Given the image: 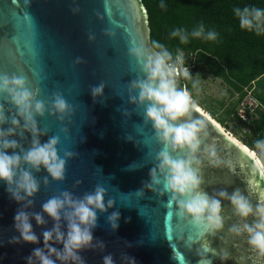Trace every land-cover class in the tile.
<instances>
[{
    "label": "water",
    "instance_id": "95a60500",
    "mask_svg": "<svg viewBox=\"0 0 264 264\" xmlns=\"http://www.w3.org/2000/svg\"><path fill=\"white\" fill-rule=\"evenodd\" d=\"M139 46L146 52L152 50L142 0H0V75L25 78L35 99L45 105L42 115L34 113L38 139L46 143L56 137L58 156L65 159L62 179L51 177L43 167L36 171L23 165L39 184L38 191L24 200L16 201L0 181V264H28L33 249L44 248L43 232L57 221L43 211V203L63 198L65 191L73 199H82L97 186L105 189V210H97L92 246L79 252L84 264H104L109 255L113 264H264V258L257 257L247 244L246 233L230 231L243 221L231 202L217 195L239 188L254 205L257 202L256 195L248 192L246 170L239 166L245 161L243 153L227 139V132L212 123V116L203 110L194 113L208 123L201 152L215 142L221 156L231 162L212 166L202 157L199 166L201 188L221 200L223 228L212 231L178 217L171 193L162 183H152L153 170L163 181L157 158L163 145L151 121L144 119L146 102L140 103L139 90L131 87L133 81L146 77L132 52ZM101 86V92L94 95L93 89ZM56 97L64 99L65 111L53 107ZM0 105L7 117L0 127H13V116L23 125L7 93H0ZM15 133L9 139L17 140L24 150L31 147V132L18 127ZM169 151L174 158L186 154ZM18 211L29 214L37 243L13 239L20 237L14 227ZM113 212L119 213L115 229L108 219ZM35 213L45 223L38 224ZM253 219L249 216L247 222ZM59 223L66 233L63 213ZM49 243L63 247L54 240ZM224 252L226 259L221 258ZM33 262L39 264L36 257ZM56 264L63 262L56 260Z\"/></svg>",
    "mask_w": 264,
    "mask_h": 264
},
{
    "label": "clouds",
    "instance_id": "9594fccd",
    "mask_svg": "<svg viewBox=\"0 0 264 264\" xmlns=\"http://www.w3.org/2000/svg\"><path fill=\"white\" fill-rule=\"evenodd\" d=\"M161 7H164L163 3ZM233 12L238 19L240 29L255 33L257 36L264 35V8L246 5L242 8L235 7ZM217 35L214 30L206 31L203 23L190 33L182 28L173 29L170 33L171 37L178 38L182 44L188 43L190 37L215 40ZM132 52L138 62L142 63L146 77L133 81L131 87L139 90V102H146L144 119L151 121L155 136L163 145L157 157L159 171L163 173V181L153 170L152 183H162L163 189L171 193V200L176 204L178 217L191 224L203 225L212 231L223 228L221 200L216 196H209L201 188L199 166L202 157L212 166L231 162L221 156L215 142L208 143L201 152L202 137L208 136V123L206 119L194 115L196 112H202V109L197 106L186 88L178 86L180 77L191 78L189 69L184 66L182 52L178 51L174 57L164 44L157 41L152 42L150 52H146L142 46L133 48ZM101 90L102 86L97 87L93 89V94H98ZM0 93L8 94L11 103L16 106L17 116L24 121L21 125L20 120L13 116L10 121L13 127H0V181L6 183L7 191L16 201H21L25 197L32 196L39 188L32 172L23 165H29L36 171L43 167L51 177L62 179L65 159L58 156L56 137L50 138L46 143H41L38 139L34 113L42 115L45 105L35 99L34 93L26 86L25 78L0 75ZM133 99L136 100L137 97ZM53 107L56 111L63 112L66 103L64 99L56 97ZM6 121L3 105H0V125L5 124ZM18 127L31 132L33 136L31 147L27 150H24L17 140L9 139L16 134L15 129ZM217 127L219 128V125ZM220 131L224 130L221 128ZM225 136L245 157V161L239 166L242 170H246L248 192L256 195L257 202L254 205L249 196L244 195L239 188L231 194L222 190L217 195L229 200L235 215L243 221L234 224L230 231L236 235L246 233V241L250 249L257 254V257L264 258V138L256 139L251 146H248L228 133H225ZM9 149L13 151L9 153ZM16 149L20 151L17 152ZM169 150L186 151V154L184 157L174 158ZM197 153L201 155L198 156ZM13 185L15 187H12ZM104 194L105 189L97 186L94 192L85 194L82 199H73L71 193L65 191L62 193L63 198L53 197L43 203V211L57 223L51 230L43 232L44 248L33 249L32 255L27 258L28 264H34L33 257L38 259L39 264H56V260L63 264L69 262L84 264L79 252L92 246V229L96 226L97 210H105ZM138 195H142V192H138ZM111 204L112 201L109 200L108 205ZM62 213L63 219L67 221L66 233L60 230L59 221ZM33 215L38 224L45 223L39 213ZM249 216L254 217L251 223L247 222ZM118 217V212H113L108 217L113 229L118 227ZM14 222V227L20 233L19 238H13L16 242L21 238L25 242H38L27 212L18 211L14 216ZM53 240L62 243V249H57L49 243ZM227 255L224 252L221 258L226 259ZM53 256L55 259L52 258ZM104 264H113L110 255L104 257ZM132 264L135 262L133 261ZM200 264L205 262L201 261ZM206 264H210V261Z\"/></svg>",
    "mask_w": 264,
    "mask_h": 264
},
{
    "label": "trees",
    "instance_id": "16d2710c",
    "mask_svg": "<svg viewBox=\"0 0 264 264\" xmlns=\"http://www.w3.org/2000/svg\"><path fill=\"white\" fill-rule=\"evenodd\" d=\"M142 2L148 13L151 45L153 41L164 44L174 57L178 51L186 54L195 53L198 58L197 67L204 75L221 79L239 95L240 103L245 88H253L256 99L264 105V35L257 36L255 33L240 29L233 12L235 7L242 8L246 5L264 8V0H142ZM161 3L164 7H161ZM201 23L206 31L217 32L215 40L190 37L188 43L182 44L178 38L170 36L173 29L182 28L190 33ZM187 86L191 87L188 80ZM233 115L236 120L240 119L236 109ZM252 130L251 140L262 138L264 118L255 122ZM250 143L247 142L246 145L251 146Z\"/></svg>",
    "mask_w": 264,
    "mask_h": 264
},
{
    "label": "rangeland",
    "instance_id": "374dc122",
    "mask_svg": "<svg viewBox=\"0 0 264 264\" xmlns=\"http://www.w3.org/2000/svg\"><path fill=\"white\" fill-rule=\"evenodd\" d=\"M193 72L194 75L188 79L191 87L187 86V90L197 106L212 116L215 121H219L218 123L236 139L245 145L247 142L250 143V130L245 125H241L233 115L235 109L236 112L241 111L239 95L221 79L205 76L197 66Z\"/></svg>",
    "mask_w": 264,
    "mask_h": 264
},
{
    "label": "built area",
    "instance_id": "2783aa9c",
    "mask_svg": "<svg viewBox=\"0 0 264 264\" xmlns=\"http://www.w3.org/2000/svg\"><path fill=\"white\" fill-rule=\"evenodd\" d=\"M182 54L184 58V66H186L191 73V71H194L197 66L198 58L195 53ZM187 80L188 79L180 77L178 85L187 89ZM238 113L240 119H237V121L241 125H245L250 130V133L253 131L252 125L264 118V105L256 99L253 88H245L244 97L241 102V111ZM262 138H264V131L262 132ZM251 141V143H253V140Z\"/></svg>",
    "mask_w": 264,
    "mask_h": 264
},
{
    "label": "bare ground",
    "instance_id": "6f19581e",
    "mask_svg": "<svg viewBox=\"0 0 264 264\" xmlns=\"http://www.w3.org/2000/svg\"><path fill=\"white\" fill-rule=\"evenodd\" d=\"M199 107V106H198ZM200 109H202L201 107H199ZM203 110V109H202ZM203 112H205L204 110H203ZM208 116L210 117V118H212L209 114H208ZM215 121V120H214ZM219 126H220V128H222L223 129V127H221V125L217 122V121H215ZM225 132H227L225 129H223ZM229 135H232L230 132H227ZM233 136V135H232ZM234 137V136H233ZM235 138V137H234ZM236 139V138H235Z\"/></svg>",
    "mask_w": 264,
    "mask_h": 264
},
{
    "label": "crops",
    "instance_id": "0c3cea01",
    "mask_svg": "<svg viewBox=\"0 0 264 264\" xmlns=\"http://www.w3.org/2000/svg\"><path fill=\"white\" fill-rule=\"evenodd\" d=\"M208 114V113H207ZM222 127V126H221ZM224 129V128H223Z\"/></svg>",
    "mask_w": 264,
    "mask_h": 264
}]
</instances>
